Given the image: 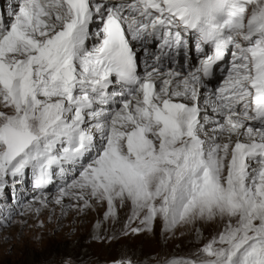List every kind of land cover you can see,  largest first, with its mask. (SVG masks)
<instances>
[{
  "label": "snow or ice",
  "instance_id": "6c2138e0",
  "mask_svg": "<svg viewBox=\"0 0 264 264\" xmlns=\"http://www.w3.org/2000/svg\"><path fill=\"white\" fill-rule=\"evenodd\" d=\"M6 17L0 189L30 170L41 193L21 217L67 197L129 209L124 235L211 224L157 264H264V0H14ZM57 170L71 182L49 197Z\"/></svg>",
  "mask_w": 264,
  "mask_h": 264
},
{
  "label": "rangeland",
  "instance_id": "374dc122",
  "mask_svg": "<svg viewBox=\"0 0 264 264\" xmlns=\"http://www.w3.org/2000/svg\"><path fill=\"white\" fill-rule=\"evenodd\" d=\"M226 59L231 61V55ZM209 83L212 86L214 81ZM215 85L213 88L220 84ZM72 175V171L60 175L57 170L43 194L55 196L59 187L71 182L68 177ZM34 194L41 193L33 188L30 170L14 179L8 177L4 188L0 189V218L8 208H15L11 222L5 221L0 226V264H110L121 255L139 264H157L166 256L187 255L217 231L215 225L200 223L179 226L174 233H165L162 223L156 221L152 231L124 235L122 229L130 215L129 209L120 210L117 221L105 220L102 206L93 205L81 212L70 207L75 201L67 197L63 214L59 205H50L39 214L26 213L21 217L19 212ZM21 220L25 223L21 224ZM40 222H43L42 227ZM138 224L139 221H134L132 226ZM197 227L199 236L195 231Z\"/></svg>",
  "mask_w": 264,
  "mask_h": 264
},
{
  "label": "bare ground",
  "instance_id": "6f19581e",
  "mask_svg": "<svg viewBox=\"0 0 264 264\" xmlns=\"http://www.w3.org/2000/svg\"><path fill=\"white\" fill-rule=\"evenodd\" d=\"M12 3H14V0H11V1H5V12H4V16H5V18L7 19V17H6V13H7V11H8V5L9 4H12ZM93 27H95V26H93ZM89 46H91V44L89 45ZM141 57H143L142 55H141ZM142 68H143V60H142V63H141V70H142ZM215 80V79H214ZM214 80H212V81H214ZM211 82V81H210ZM117 90V89H116ZM118 91V90H117Z\"/></svg>",
  "mask_w": 264,
  "mask_h": 264
}]
</instances>
